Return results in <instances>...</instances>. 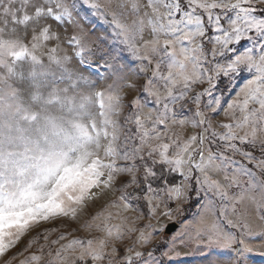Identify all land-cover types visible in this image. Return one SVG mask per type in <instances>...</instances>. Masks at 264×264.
I'll list each match as a JSON object with an SVG mask.
<instances>
[{"label":"snow or ice","instance_id":"6c2138e0","mask_svg":"<svg viewBox=\"0 0 264 264\" xmlns=\"http://www.w3.org/2000/svg\"><path fill=\"white\" fill-rule=\"evenodd\" d=\"M85 25L104 26L107 52L88 46ZM64 26L75 29L71 52ZM123 53L142 83L129 81ZM126 88L137 92L127 104ZM221 113L229 122L216 131ZM174 126L201 131L185 140ZM94 189L118 192L108 207L137 220L141 203L150 220H173L193 198L213 218L178 230L157 256L143 249L166 225L112 224L104 209L92 217L103 237L61 243L68 236L50 240L49 229L20 264H175L189 232L206 255L215 247L227 264H252L250 229L227 209L243 218L240 206L255 204L264 220V0H0V257L41 221L75 220Z\"/></svg>","mask_w":264,"mask_h":264},{"label":"rangeland","instance_id":"374dc122","mask_svg":"<svg viewBox=\"0 0 264 264\" xmlns=\"http://www.w3.org/2000/svg\"><path fill=\"white\" fill-rule=\"evenodd\" d=\"M257 7H261L257 5ZM231 16V13L228 14ZM104 26L99 25L95 27V31L92 30L91 27L85 25V33L87 34L86 43L89 47L93 48L94 50L100 48L103 52L108 51V44L111 42H106L105 44H101L100 37L104 35ZM60 35L63 37L64 42L61 45L63 51L71 52L72 49L67 47V37L74 34L75 29L71 26H64L56 29ZM119 51V49H117ZM100 53L98 52L97 55ZM124 62L127 65L124 68L125 74L128 76L130 82L135 83H142V80H137L135 77V72L137 71V63L134 62L127 53H123ZM95 59V58H94ZM93 71H97L95 67L92 69ZM100 76L104 77L106 74L103 71H100ZM113 78L111 76H107L106 79H102L97 81L98 88H104L107 84L112 83ZM202 87H207V85H203ZM123 94L125 96V104L128 103L129 100L133 99L137 92L135 90L124 89ZM128 109L125 108V113H127ZM229 122L226 120L224 115L221 113L219 116L215 118L213 121V126L216 131H223V129L216 127L218 123H227ZM172 131L177 133L182 139H188L191 135H199L200 129L192 128L191 126H185L184 128L173 127ZM258 150V149H257ZM236 161H241L242 158L240 156L235 157ZM252 167V165H248ZM93 193L97 199L89 200L86 202V206L84 207L82 212L77 213V218L73 220L71 217H60L56 220L50 222L41 221L35 227L31 228L22 238L21 240L12 247L3 257H0V264H6V261H11V264H20V261L23 260L26 256H31L36 249L40 246V244L44 243L43 235L46 230L49 229H58V231L52 232L49 236L50 240H55L59 235L64 234L68 236V240L62 241L61 243H68L72 239H93V238H101L103 237V233L96 229V224H99L100 221L93 222L92 217L95 216L97 213L101 212L104 209H107L108 213L113 214V219L110 221L112 224H119L123 218H128V226L136 227V228H143L144 226L151 223L154 227H159L160 225H166V227L171 223H176L179 225L178 230L181 231V234L184 232L189 231V225L193 221L199 220L202 216L206 219H212L213 215L210 212H205L203 208L199 205L195 215L191 216L189 219H186L188 216L185 207L188 204H184L183 211L181 213H174V219L168 220L165 217H157L154 219H149L148 215L144 213V211H140V214L143 215V218L136 219L138 212L133 210L123 211L118 207H108L113 201H117L119 197L118 192L106 191L101 193L99 190H93ZM206 199V198H205ZM204 201H201L203 204ZM173 209H175L176 205H170ZM222 205H220L219 201H216V210L218 211ZM163 210V209H161ZM241 212H245L246 216L243 218L239 215H232V208L228 206V213L229 218L233 219L234 221H240V223H246L250 229V235H245L243 238L248 242L249 246L253 248L254 255H252L251 260L252 264H264V256L259 255V253L264 252V220L260 218V210L257 209L255 204L247 203L245 205H241L240 209ZM119 213V218L116 217V214ZM107 215V213H106ZM133 221L135 223L133 224ZM159 221V223H157ZM91 224L90 228H85V224ZM224 226L226 227V221ZM178 230L173 233L171 236H167L165 231L160 232L156 235V238L152 240L151 244L148 248L143 249L144 251H148L152 247L158 246L156 248L157 256L160 255V250L168 247L162 243L163 236L171 237L178 232ZM232 231L237 238L241 237V230L240 228H229L227 229ZM152 231V229H149ZM138 232L132 233L131 236H126L122 243L117 244L121 250L125 247V245H132L133 242L136 240L138 236ZM40 236L39 244H34L32 249L28 252H25L24 255H19V253L26 247L27 242L32 239L33 237ZM58 247V245L56 246ZM174 251L179 253V257L176 259L175 264H209V261H212L213 264H227L226 256H222L221 252L218 248H213L211 250L210 255H206V241L204 240H197L195 237L191 236L190 232L188 235L184 237L183 244H177L174 247ZM15 256L16 259H12Z\"/></svg>","mask_w":264,"mask_h":264},{"label":"trees","instance_id":"16d2710c","mask_svg":"<svg viewBox=\"0 0 264 264\" xmlns=\"http://www.w3.org/2000/svg\"><path fill=\"white\" fill-rule=\"evenodd\" d=\"M247 147V146H245ZM258 149V148H257ZM250 149L251 151H253V153L256 155V156H259L260 155V152H259V149ZM188 206L185 207V210L187 211L188 213V216L186 217V219H189L191 216L195 215L194 213L196 212L197 208L199 207V205L196 203L195 201V198H193L192 202L191 203H187ZM139 210L141 211H144V213L146 215H148V208L146 206L143 205V203L140 204L139 206ZM164 240H169V237L167 236H163V241ZM156 248H159V247H156ZM161 250V249H158V251Z\"/></svg>","mask_w":264,"mask_h":264},{"label":"water","instance_id":"95a60500","mask_svg":"<svg viewBox=\"0 0 264 264\" xmlns=\"http://www.w3.org/2000/svg\"><path fill=\"white\" fill-rule=\"evenodd\" d=\"M179 228V225L176 223L169 224L165 229V234L167 236H171L173 233H175Z\"/></svg>","mask_w":264,"mask_h":264}]
</instances>
